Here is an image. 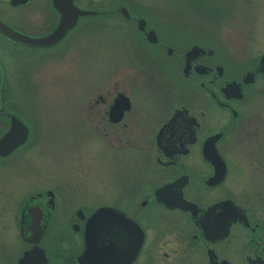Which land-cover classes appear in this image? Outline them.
<instances>
[{
	"label": "flooded vegetation",
	"instance_id": "obj_1",
	"mask_svg": "<svg viewBox=\"0 0 264 264\" xmlns=\"http://www.w3.org/2000/svg\"><path fill=\"white\" fill-rule=\"evenodd\" d=\"M188 2L183 8L191 22L176 21L181 19L173 16L174 11L182 7L171 9L167 20L146 15L136 0H0V23L13 34L0 29V167L15 170L26 150L44 140L47 119L34 112L44 108L30 98L40 89H35L36 72L47 71L51 57L55 62L82 38L91 41L95 35L114 32L141 60L137 117L130 113L131 96L112 79L75 104L80 120L102 126L103 137L116 130L118 140L127 141L129 127L141 126L139 200L106 201L89 211L80 205L73 215L60 217L62 203L54 188L27 193L22 188L13 217L16 231L0 233V264H84L78 260L84 226L99 206L120 210L136 228L130 231L118 223L106 232L110 247L117 246L115 251L123 252V234L140 233L137 255L129 264H264V215L230 194L237 181L222 145L239 130L244 116L240 105L264 76L257 73L247 84L244 73L226 74L219 58L226 34L217 21L221 18L217 8L226 0ZM228 3L225 8L236 2ZM76 10L73 24L50 46H33L18 38L44 37ZM199 14L207 22H194ZM207 23L211 29L198 26ZM42 62L46 63L38 65ZM218 65L223 66L220 74ZM117 99L121 112L112 111ZM210 105L224 114V122L214 129H210ZM14 119L26 131L20 144H16L19 127L8 135Z\"/></svg>",
	"mask_w": 264,
	"mask_h": 264
},
{
	"label": "rangeland",
	"instance_id": "obj_2",
	"mask_svg": "<svg viewBox=\"0 0 264 264\" xmlns=\"http://www.w3.org/2000/svg\"><path fill=\"white\" fill-rule=\"evenodd\" d=\"M136 1H141L150 17L158 14L170 20L173 12H169L176 6L182 7L180 12L174 11L173 16L181 19L177 22L193 21L183 8L188 0ZM228 1L219 8L215 5L221 15L217 21L226 34V40L219 45L222 53L219 52V58L227 75L238 76L253 70L264 54V0H234L236 3L225 8ZM201 16L194 22H207ZM198 26L212 28L208 23ZM234 29L239 32L234 33ZM246 29L249 32L245 35ZM76 42L55 62L52 61L55 57H51L47 71L36 72L34 76L35 89H40L30 100L44 108L34 112L39 118L47 119L44 122L48 124L44 140L21 155L23 160L16 163L15 170L0 167L1 229L4 224L0 233L16 231L13 217L20 200L18 190L22 188L26 193L31 189L54 188L62 203L57 211L60 217L73 215L80 205L89 211L106 201L140 198L141 126L129 127L131 137L126 142L118 140L116 130L103 137L106 131L103 132L102 126L93 127L80 120L75 104L112 79L131 96L134 104L130 113L137 117L141 108L137 94L141 91V60L134 58L132 48L124 44L118 33L95 35L91 41L82 38ZM253 86L240 105L244 116L239 130L227 136L222 145L231 175L237 181L230 194L264 215V79H257ZM192 100L196 101L195 97ZM209 110L210 129L220 127L224 114L212 105ZM56 223L49 229H55Z\"/></svg>",
	"mask_w": 264,
	"mask_h": 264
},
{
	"label": "water",
	"instance_id": "obj_3",
	"mask_svg": "<svg viewBox=\"0 0 264 264\" xmlns=\"http://www.w3.org/2000/svg\"><path fill=\"white\" fill-rule=\"evenodd\" d=\"M69 5L70 7H72L70 3ZM72 9L74 8L72 7ZM61 10L63 11V9ZM64 12H68V11L64 10ZM76 14H77V10L76 12L72 13L71 18L61 19L59 25L51 33H49L44 37L29 38V37L20 36L18 38H20L25 42L30 43L33 46H48V45L50 46L53 43H55L57 40H59L64 34V32L73 24ZM0 29L5 30L6 33H9L8 36L13 37V34H10L9 28L3 26V24L1 23H0ZM193 48H195V46ZM216 70L218 74H220L221 71H223V66L218 65ZM257 73H260L264 76V54L259 57L257 66H255L253 70L250 69L244 72L242 76L243 82L247 84L253 83L254 75ZM228 85H232V82H230ZM240 94L241 93H239L238 96H241ZM124 99L125 101H127L126 98ZM120 104H121L120 100L117 99L114 103L112 111L119 112L120 110L121 112ZM125 108H127V105H125ZM16 127H19L21 129L20 136L18 137L19 139L16 143V144H20L22 140L25 138L26 131L18 120L16 119L13 120L8 135L11 136V133ZM77 213H80V211H78ZM118 223L123 224V226L129 229L130 231L136 229L134 228V223L130 219H128L125 216V214L120 210L111 206H99L95 208L90 214V216L86 219V223L84 226V233H83L84 245L78 260L84 264H109L112 263L114 260H115L114 264H120L119 263L120 261H122L123 264H129L137 255L141 240L140 233L123 234L120 238L124 239V242L126 244L124 248H122L121 250L123 252H117L114 250L117 248V246L111 248L110 247L111 245L109 244V242H107L108 233L106 232L111 229H116L114 226L118 225ZM112 237L117 238V234L113 233ZM97 244L98 247L95 246ZM111 249L115 252H112V254L109 255L106 250L111 251ZM109 256L113 258V261L109 259Z\"/></svg>",
	"mask_w": 264,
	"mask_h": 264
}]
</instances>
